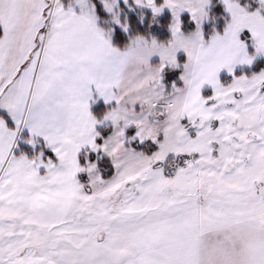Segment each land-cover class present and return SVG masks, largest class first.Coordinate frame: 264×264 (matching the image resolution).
<instances>
[{
    "label": "snow or ice",
    "instance_id": "1",
    "mask_svg": "<svg viewBox=\"0 0 264 264\" xmlns=\"http://www.w3.org/2000/svg\"><path fill=\"white\" fill-rule=\"evenodd\" d=\"M249 199L264 0H0V264H198Z\"/></svg>",
    "mask_w": 264,
    "mask_h": 264
},
{
    "label": "rangeland",
    "instance_id": "2",
    "mask_svg": "<svg viewBox=\"0 0 264 264\" xmlns=\"http://www.w3.org/2000/svg\"><path fill=\"white\" fill-rule=\"evenodd\" d=\"M200 202H204L203 197ZM259 211L261 210L250 199L241 201L235 213L207 220L205 226L195 236L202 239V242H206L204 239L206 235L228 234L238 244H235L234 248L239 251V254L237 253V257H233V259H236L240 264H246V258L251 249L256 244L264 242V231L257 223Z\"/></svg>",
    "mask_w": 264,
    "mask_h": 264
},
{
    "label": "crops",
    "instance_id": "3",
    "mask_svg": "<svg viewBox=\"0 0 264 264\" xmlns=\"http://www.w3.org/2000/svg\"><path fill=\"white\" fill-rule=\"evenodd\" d=\"M204 239L206 242H202V239L195 236L194 240L189 242L190 249L194 245L198 264H240L233 259L237 257V253L239 254V251L234 248L235 244H238L228 234L206 235Z\"/></svg>",
    "mask_w": 264,
    "mask_h": 264
}]
</instances>
